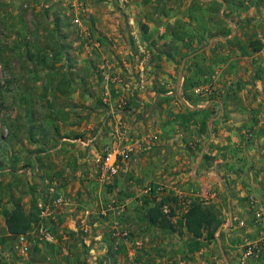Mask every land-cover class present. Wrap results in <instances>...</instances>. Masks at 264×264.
<instances>
[{"label":"rangeland","instance_id":"1","mask_svg":"<svg viewBox=\"0 0 264 264\" xmlns=\"http://www.w3.org/2000/svg\"><path fill=\"white\" fill-rule=\"evenodd\" d=\"M259 43L264 45V0H0V264H32L29 254L39 250L38 242L48 246L54 242L40 230L25 233L24 239L11 235L6 231L5 213L17 203L28 213L38 212L37 189L41 186L44 193L56 178L46 173L49 160L44 157L60 144L55 139L64 120L60 110L79 104L80 110L73 111L78 112L74 120H85L97 107L122 126L119 116L133 113V102L148 84L164 94L161 103L158 100L159 108L167 107L166 117L160 121L163 130L156 129L154 118L147 119L144 131L133 132L134 140L125 141H133L134 149L127 160L119 162L117 172L111 176L100 167L107 191L93 216L118 218L116 205L124 202L112 199L123 191H116V197L108 195L111 184L121 180L116 176L120 168L141 153L147 166L160 169L163 164L152 158L161 156L163 163L171 158L176 143L163 142L178 138L182 142L177 146L182 149L178 155L189 160L185 169L166 168V178L172 180L165 182L143 177L138 183L141 190L133 194L144 206L169 198L164 212H174L171 220H177L181 242L198 253L187 247L144 254L150 250L147 245L129 248L115 243L113 223L111 228L104 223L105 237L98 239L95 231L84 226L79 233L89 242L80 234L82 249L88 254L92 248L99 250L98 258L94 254L90 259L97 264H144L140 262L145 257L146 264H183L185 260L184 264H264V200L258 203L256 192L236 189L238 184L244 188L246 182L239 165L251 167L244 152L254 144L252 130L243 127L238 132L239 147L231 134L225 135L232 128H226L223 133L231 145H227L225 158L219 161L212 149L205 152L195 170V176L201 178L192 182V168L204 140L211 139L208 118L220 110L215 105L225 104L228 97L235 99L231 95L243 86L241 81H227V75H237L234 67L247 64ZM155 69L164 71L161 78L153 75ZM208 103L213 111L204 109L206 115L198 127L197 114L204 110L194 107ZM222 130L215 126L214 134ZM104 152L105 148L101 157ZM35 167L39 172L30 175L28 170ZM220 171L222 180L216 174ZM173 187L172 192L168 190ZM194 200L214 205L221 212L222 223L212 240L183 231V215ZM110 205L115 208L104 213ZM239 207L247 213H237ZM217 236L228 238L223 248ZM89 257L76 264H91ZM38 262L56 264L44 255Z\"/></svg>","mask_w":264,"mask_h":264},{"label":"crops","instance_id":"2","mask_svg":"<svg viewBox=\"0 0 264 264\" xmlns=\"http://www.w3.org/2000/svg\"><path fill=\"white\" fill-rule=\"evenodd\" d=\"M250 9L253 11L255 8L252 7ZM155 45L158 46L160 44H156L155 42ZM244 63L245 62H240L234 67L237 71V75L230 72V75H227V81L237 80L238 82L241 81L243 84V86L240 85V90L237 91L236 94L231 95L235 96V99L228 97L225 104L215 105L217 107L219 106L220 110L217 114L211 115L207 120L211 139L204 140V147L201 151V155L198 157L192 168V182L196 184L201 178L195 176V170L201 164L202 161L200 160L203 158L205 152H209V150L212 149L213 153L218 155L219 161H222L224 153L227 151V145H231V142L226 140L225 135L231 134L233 136L232 141H235L234 143L240 147L242 143L240 142L238 132H242L243 127L248 128L252 130L255 140L251 149L244 152L246 153L244 159H251L252 162L251 167L248 166V163L246 166L243 164L239 165L245 172L244 177L246 182L244 188L241 184H238L236 189L237 191L242 189V192L247 189L256 192L258 203H261L264 200V45L261 49L253 52L250 61L247 64ZM227 65L228 63L226 62V66ZM153 72L155 77H160L164 71L161 72L155 69ZM149 86L151 87V90ZM163 97V93H156L152 88V84H148L145 90L138 93L135 103L133 102L132 106L133 113H125L119 116V118L121 117L123 119V126H125V136L122 140L115 132V129H117L116 119H111L100 108L94 107L93 111H91V118L85 120L83 118L74 120L75 117L78 118V112L73 114V111L80 110L79 104L76 106H68L60 110L64 115V120L61 122L59 130L60 136H56L55 138L60 144L55 148L49 149V154L44 158L49 160L48 166L46 167L48 169L46 173L49 177L52 175L56 177L55 180L57 179L56 181L60 187L67 192L69 202L64 206H54L51 214L48 216H38L39 220L35 221L32 224L31 230L27 232L33 234L38 231L41 221L40 218H45V225L51 230L54 236L53 244H49L48 246L38 242L37 247L39 250H33L30 252L29 257L33 259L32 264H39L38 261L42 255L46 256L48 259H55L56 264H76L80 258L83 259L86 256H90L88 259L90 263L97 264L96 260L91 261L90 259L91 255L94 254L97 255L96 257L98 258L100 251L92 248L89 252L90 255L88 252H85L81 247L82 238H80L79 235L82 233H79V231H82L84 226H86V229L93 230L98 234L96 239L101 238L102 236L105 237V234L103 233L106 228L104 223L110 224L111 228V224L117 219L123 227L129 228L135 235L150 237V241L146 243L150 250H146L144 254L149 252L155 255V253L160 251L161 248H170L172 251V248L187 249V247H189L186 246V243L181 242L179 229L171 230L151 224L147 216L149 206H144L142 200H138L137 196H134L135 194H133L135 191L141 190V184L138 183L142 182L143 177L154 179L156 182H165L172 180L171 177L166 178V168L169 169V171L185 169V162L187 161V163H189V160L186 157L185 160H181V155H178L182 150L177 149L178 145H182V142L178 138L176 140L175 138H172L171 143L163 142L169 145H174V143H176V145H174L175 147L173 146L172 151L170 152L171 158H166L164 163L162 162L161 156L152 158L154 161L163 164V167L159 166L160 169L154 170L156 168H153L150 165L147 166L146 156H143L141 153L135 154L133 156L134 158H130V160L127 161V165H123L120 168L119 174H116V176L118 175L121 180L117 183L113 182V184H111V193H109L108 197H116V191H123L121 196L119 195V197L112 200L126 202L128 209L125 214L118 218H115V216L113 217L112 215L108 218H96V216H93L96 212V206L99 205V203L101 204L103 193L107 191V186L105 187L104 185L106 178L100 170V153L104 148L106 150L107 146L111 143H117L119 145L126 144L125 141H128L133 132L139 133L144 131V122L151 117L154 118V121L157 123L156 129L162 131L163 125L160 121L165 119L166 114L164 109L167 107L159 108L158 100L161 103ZM213 107L214 106L211 103H208L195 106L194 108L196 110L210 108V110L213 111ZM205 111L207 110H204L203 113L200 112L197 114L198 125L196 126H201L200 121L202 117L206 115ZM106 118L108 120L110 119L108 124L106 123ZM215 126L223 127L220 134H214ZM104 127L106 128L105 130ZM126 127H128L127 130ZM226 128H232V130L226 131ZM224 131H226L225 135L223 133ZM131 138L134 140V137ZM198 138H200V136H198ZM55 139L53 138L50 140L54 143ZM138 143L139 141L137 140L136 144L138 145ZM228 153L231 154L230 149L228 150ZM236 158H240L239 152L236 153ZM149 159L151 158L149 157ZM151 164L156 166V162H152ZM222 173L223 172L221 171L216 173L221 180ZM250 174L252 175L251 179L248 176ZM172 182L175 183L174 180ZM221 185L223 184L221 183ZM169 187H171V185ZM174 188L175 187L169 188L168 190L172 192ZM46 189L44 193L41 186L37 189V191L43 195L42 197H39L40 194L38 192L35 193V197L39 199L37 201L38 211L41 202H44L47 204L46 206H49V198ZM262 204L264 205V202ZM238 212L245 214L247 213V210L239 207L237 213ZM173 221L176 223V218ZM228 223L231 225L233 224L231 221ZM92 226L96 227L95 230L92 229ZM183 231L186 232L185 228ZM23 235L24 234H20L18 236L21 237ZM83 235L84 234H82V236ZM83 237L85 239L84 241L89 242L87 236ZM176 241H178V246H175ZM227 241V237H218L219 246H221V248H223V245H225ZM171 245L173 247H171ZM104 250L107 254V249ZM190 250L191 253H198L196 248H190ZM169 254L171 255V253ZM178 260L180 261V257ZM144 261L145 262L141 261L140 263L146 264L148 262L146 257ZM185 262L186 260L182 263L184 264ZM45 263L48 262L45 261Z\"/></svg>","mask_w":264,"mask_h":264},{"label":"trees","instance_id":"3","mask_svg":"<svg viewBox=\"0 0 264 264\" xmlns=\"http://www.w3.org/2000/svg\"><path fill=\"white\" fill-rule=\"evenodd\" d=\"M263 47L259 43L258 49ZM169 198H165L159 202L153 203L147 210V216L151 224L162 228L176 230L175 223L171 220L174 212L167 214L164 212V206ZM6 216V231L11 235H20L27 233L32 224L39 220L38 212L28 213L24 206L20 203L5 213ZM220 210L211 204H204L198 200L191 202L186 212L183 215L186 231L192 234L194 238H205L212 240L216 236V231L222 223ZM206 232V234H204Z\"/></svg>","mask_w":264,"mask_h":264},{"label":"built area","instance_id":"4","mask_svg":"<svg viewBox=\"0 0 264 264\" xmlns=\"http://www.w3.org/2000/svg\"><path fill=\"white\" fill-rule=\"evenodd\" d=\"M113 111L111 110V113ZM125 126L117 125V129H115L116 134L122 140L124 138V129ZM83 142V141H82ZM134 149V142H126L124 145H119L117 143H111L107 146L103 156L99 158L100 166L105 174L112 175L117 172V166L119 162L125 161L130 157L131 152ZM39 172V168H30L28 173L30 175ZM151 189L150 187L148 188ZM48 198H49V206H46L44 202L39 204V216H48L52 212V208L55 206H64L69 202V197L67 192L60 187L56 180H51L49 182V186L47 189ZM126 202L119 203L116 205L117 215L122 216L125 214L127 208ZM115 207L110 205L108 208L104 209L103 212L106 213L110 209H114ZM40 226L39 230L41 234L48 240L54 239L53 233L51 230L45 225V218H40ZM112 234L115 243L117 244H125L129 248H142L150 241V237L148 236H140L135 235L130 229L123 227L120 221L117 219L114 221L112 225ZM25 236H21V239H24ZM22 243V242H21Z\"/></svg>","mask_w":264,"mask_h":264},{"label":"water","instance_id":"5","mask_svg":"<svg viewBox=\"0 0 264 264\" xmlns=\"http://www.w3.org/2000/svg\"><path fill=\"white\" fill-rule=\"evenodd\" d=\"M182 69V68H181Z\"/></svg>","mask_w":264,"mask_h":264}]
</instances>
